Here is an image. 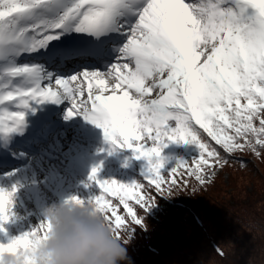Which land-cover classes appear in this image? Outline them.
Instances as JSON below:
<instances>
[{
	"label": "snow or ice",
	"instance_id": "6c2138e0",
	"mask_svg": "<svg viewBox=\"0 0 264 264\" xmlns=\"http://www.w3.org/2000/svg\"><path fill=\"white\" fill-rule=\"evenodd\" d=\"M25 56L40 62L18 63ZM81 62L107 70L59 74ZM80 76L86 99L82 83H74ZM62 100L70 103L66 118L82 116L106 141L147 162L149 190L140 182L99 181L94 168L89 179L100 194L66 202L91 205L130 242L132 226L146 230L145 220L155 218L157 198L186 188L184 176L204 185L207 170L224 162L201 129L227 154L264 149V0H0V138L22 128L31 105ZM168 142L196 145V166L181 161L162 174ZM14 191L0 189V232ZM106 197H115L126 216ZM51 231L46 220L0 244V258L22 255V264H42L39 247Z\"/></svg>",
	"mask_w": 264,
	"mask_h": 264
},
{
	"label": "trees",
	"instance_id": "16d2710c",
	"mask_svg": "<svg viewBox=\"0 0 264 264\" xmlns=\"http://www.w3.org/2000/svg\"><path fill=\"white\" fill-rule=\"evenodd\" d=\"M200 132L224 162L207 170L204 185L178 169V178L184 176L188 186L175 188L167 200L157 198L159 211L154 219L145 220L146 230L132 226L136 235L128 245L131 264H264V149H259V155L248 149L227 154L202 129ZM121 160L122 169L114 180L140 182L149 190L142 175L147 162L140 159L138 165L133 152L125 153ZM161 160L162 174L181 161L194 168L199 149L194 144L168 142ZM106 198L119 215L126 216L115 197ZM137 215L143 217L144 213L138 210Z\"/></svg>",
	"mask_w": 264,
	"mask_h": 264
},
{
	"label": "rangeland",
	"instance_id": "374dc122",
	"mask_svg": "<svg viewBox=\"0 0 264 264\" xmlns=\"http://www.w3.org/2000/svg\"><path fill=\"white\" fill-rule=\"evenodd\" d=\"M77 82L82 83L84 87L79 77L75 83ZM87 93L88 84H85L84 96L81 98L86 99ZM66 109L70 110L68 101L63 107V110ZM60 119L61 115L57 116L53 123L58 124ZM170 125L174 127L175 122H170ZM71 126L75 133L73 141L54 143V151L48 154V161H45L38 170H32V165L35 164L34 157L39 154L38 150L32 153L29 161H22L17 166L29 170L34 177L26 176L23 172L17 179V185L13 188L15 191L10 218L8 222L2 224L4 231L0 232V244H7L10 240L37 228L46 221L45 212L52 206L66 204L73 197L85 203L95 198L100 193L99 187L89 179L94 168H99L97 180L114 177L120 173L122 161L119 157L124 153L130 154L131 150L116 147L106 141L103 130L82 116H74ZM63 129L64 126L57 125L50 133L49 139L41 145L55 139V133Z\"/></svg>",
	"mask_w": 264,
	"mask_h": 264
},
{
	"label": "clouds",
	"instance_id": "9594fccd",
	"mask_svg": "<svg viewBox=\"0 0 264 264\" xmlns=\"http://www.w3.org/2000/svg\"><path fill=\"white\" fill-rule=\"evenodd\" d=\"M45 216L52 231L39 247L42 264H131L128 238H117L91 205H55ZM0 264H22V255H5Z\"/></svg>",
	"mask_w": 264,
	"mask_h": 264
},
{
	"label": "bare ground",
	"instance_id": "6f19581e",
	"mask_svg": "<svg viewBox=\"0 0 264 264\" xmlns=\"http://www.w3.org/2000/svg\"><path fill=\"white\" fill-rule=\"evenodd\" d=\"M120 41V40H119ZM119 43V42H118ZM115 62L112 61V63ZM92 70H100V71H106L107 68L102 65L99 67H92L90 68V70L88 71H92ZM80 72H83L82 70L77 71V72H70L68 75L65 76V78L70 77L73 74H78ZM84 84V89H85V84H88L86 81H84L83 77L80 76L79 77ZM80 82V81H79ZM75 83V82H74ZM78 84V82H77ZM64 102H61V105L59 106V111L61 113V119L59 121L57 125H61L62 127L64 126V129L62 131H59L58 133H55V139H52L50 142H47L44 145H41L40 147H38V155L36 156V158L34 157V161L35 164L32 165V170H38L40 168V166H42V164L47 160L48 154L53 152L55 147H54V143H56L57 141H59L61 144L65 143V142H72L73 141V135L75 134L73 131V128L71 126L73 118H66L67 116V112L68 110H63V104ZM62 109V110H61ZM55 126V127H56ZM54 129V128H53ZM50 136H48L47 138L49 139ZM21 155H24V153H21ZM32 158L31 156L27 157V160L29 161V159ZM25 173L26 176H31L34 177V174H32V172H30L29 170H24L23 167H15L12 170H8V171H4L1 172L0 171V189L8 191V192H12L14 186L17 185L16 181L17 179L20 177V175L22 173Z\"/></svg>",
	"mask_w": 264,
	"mask_h": 264
}]
</instances>
